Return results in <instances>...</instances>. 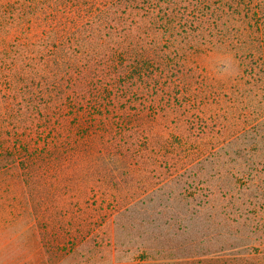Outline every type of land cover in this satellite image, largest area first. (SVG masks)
Instances as JSON below:
<instances>
[{
    "label": "trees",
    "instance_id": "1",
    "mask_svg": "<svg viewBox=\"0 0 264 264\" xmlns=\"http://www.w3.org/2000/svg\"><path fill=\"white\" fill-rule=\"evenodd\" d=\"M216 44L239 61V81L247 88L234 89L230 102L235 115L245 112L240 118L246 123L155 191H167L181 216L166 223L168 239L156 236L150 247L137 249L138 264H264V0H0V122L30 124L46 135H57L52 124L58 106L73 101L64 90L80 106L88 94L84 103L104 107L113 99L109 90H131L136 76L154 78L153 71L164 76L171 56ZM226 149H235L227 159ZM49 151L51 159L58 147ZM210 166L230 175L220 194L204 188ZM134 208L108 219L113 233L134 223ZM91 233L88 228L82 239L73 234L70 252ZM157 241L166 243L159 247Z\"/></svg>",
    "mask_w": 264,
    "mask_h": 264
},
{
    "label": "rangeland",
    "instance_id": "2",
    "mask_svg": "<svg viewBox=\"0 0 264 264\" xmlns=\"http://www.w3.org/2000/svg\"><path fill=\"white\" fill-rule=\"evenodd\" d=\"M180 54L171 56L164 76L153 71L154 78L136 76L131 90H109L113 99L104 107L84 103L88 94L80 106L64 90L73 101L58 106L57 135L0 122V264H138V248L150 247L156 236L169 238L166 223L180 218V206L170 203L167 191H155L246 123L245 112L235 115L230 102L234 89L247 88L234 54L218 44ZM51 147L58 151L48 159ZM225 151L227 159L235 149ZM225 171L207 168L204 188L226 190L231 178ZM133 206L134 223L113 233L109 220ZM88 228V241L70 252L67 240L73 234L82 239ZM261 239L264 244V228Z\"/></svg>",
    "mask_w": 264,
    "mask_h": 264
}]
</instances>
